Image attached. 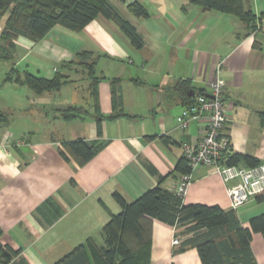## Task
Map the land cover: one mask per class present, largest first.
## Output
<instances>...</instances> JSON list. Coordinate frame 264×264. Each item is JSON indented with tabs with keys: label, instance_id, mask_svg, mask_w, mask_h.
I'll use <instances>...</instances> for the list:
<instances>
[{
	"label": "crops",
	"instance_id": "0c3cea01",
	"mask_svg": "<svg viewBox=\"0 0 264 264\" xmlns=\"http://www.w3.org/2000/svg\"><path fill=\"white\" fill-rule=\"evenodd\" d=\"M135 1L146 7L149 18H138L129 10ZM248 1L259 19L264 0ZM111 2L137 27L144 39L142 49L102 15L79 33L57 26L38 44L18 41L16 63L21 71L52 79L78 52L87 50L102 56L97 70L106 79L99 86L101 126L92 107V115L73 121H65L58 109L51 121L47 110L58 103L53 92L27 97L39 116L36 121L48 123L40 132L42 138L36 136L40 129L20 131L14 122L0 128L1 242L21 250L12 264H53L89 238L101 241L111 215L122 211L116 192L132 202L163 177L164 187L175 192L184 177L174 172L184 157L182 144H197L206 127L204 119L192 120L183 130L178 126L177 117L186 107L184 96L191 90L210 93L218 76L226 82L230 121L225 131L233 152L264 164V129L258 116L264 110V32L229 14L205 12L198 6L186 10L187 0ZM112 78L123 80V110L130 117L108 119L114 111ZM16 93L17 98L26 97L21 88ZM81 102L61 101L65 106ZM76 139L99 149L83 167L61 153L63 141ZM190 178L184 204L232 209L227 189L234 181L225 184L208 166L192 169ZM236 213L250 228V221L264 214V195ZM177 232L154 221L151 264H202L196 248L175 252ZM252 249L257 263L264 264L262 234H253Z\"/></svg>",
	"mask_w": 264,
	"mask_h": 264
},
{
	"label": "trees",
	"instance_id": "16d2710c",
	"mask_svg": "<svg viewBox=\"0 0 264 264\" xmlns=\"http://www.w3.org/2000/svg\"><path fill=\"white\" fill-rule=\"evenodd\" d=\"M188 6H198L205 12L217 11L239 18L243 23L257 30L258 19L248 0H187ZM129 10L138 18H149V12L140 2H133ZM104 16L114 22L137 49L144 47V39L137 27L124 18L111 0H0V60L11 64V70L5 81L29 87L37 95L61 91L66 85L77 84L74 74L88 80L89 99L83 105H67L60 110L65 121L82 119L91 113L101 119L99 86L106 79L98 74L99 54L83 50L74 59L65 63L52 79L38 76L30 71H21L17 67L18 41L20 38L38 44L55 27L79 33L98 16ZM68 70L69 73L61 70ZM74 73V74H73ZM113 113L109 120L130 117L123 110V80L111 81ZM195 96H184L185 105L194 101ZM261 127L264 129V110L258 112ZM12 123L10 114L0 110V128ZM101 134V127L99 129ZM164 142L170 143L168 138ZM95 143L85 139L63 141L61 153L69 161L74 160L80 167L88 164L98 154ZM263 164L250 155L232 152L227 165L256 167ZM176 173L189 175L192 167L185 158H181ZM166 178L138 199L129 202L120 193H114L116 202L122 211L112 214L103 227L99 241L89 238L53 264H151L152 229L154 221L176 228V237L180 244L176 253L196 248L202 264H258L252 249L254 233L264 237V214L250 221V228L242 225L236 210H224L218 206L203 204H184L183 198L176 192L164 187ZM3 231L0 228V264H12L21 255L1 242Z\"/></svg>",
	"mask_w": 264,
	"mask_h": 264
},
{
	"label": "built area",
	"instance_id": "2783aa9c",
	"mask_svg": "<svg viewBox=\"0 0 264 264\" xmlns=\"http://www.w3.org/2000/svg\"><path fill=\"white\" fill-rule=\"evenodd\" d=\"M257 30L264 31V18L258 23ZM225 85V81L218 76L210 87V93L196 94L194 101L178 116L177 122L183 130L192 120L206 121L204 135L197 144H182L184 156L192 169L208 166L213 168L225 184L235 182L233 186L228 187L227 193L232 209L236 210L264 195V164L251 168L227 165L233 150L231 138L225 131L230 121L229 106L225 100ZM190 183V174L184 175L175 192L183 197ZM173 244L179 245L180 240L174 238Z\"/></svg>",
	"mask_w": 264,
	"mask_h": 264
},
{
	"label": "rangeland",
	"instance_id": "374dc122",
	"mask_svg": "<svg viewBox=\"0 0 264 264\" xmlns=\"http://www.w3.org/2000/svg\"><path fill=\"white\" fill-rule=\"evenodd\" d=\"M1 26L2 24L0 22V32H1ZM261 32H264V31L262 30ZM10 67L11 65L8 62H3L0 60V108L11 110V111H8V110H5V111L3 110V111L10 114L12 123L14 122L13 125L14 126L16 125L18 130L26 131V129L29 130L30 128H33V130H35L38 128L40 130L38 133H36V136L37 138H42L43 136L40 132L41 131L44 132V126H46V130L48 129L47 128L48 123L46 122L42 123V122L36 121V120H39V116L35 112V106L32 105L31 102H29L28 100L29 98L27 99V97H29L31 94L33 96H39V95H37L27 86L19 87L13 83L6 82L5 78H6V75L8 74L7 72L9 71V69H11ZM74 78L78 79L77 84L66 85L63 90L59 92L58 91L54 92L55 94L54 99L58 100V103L55 105L53 109L47 110V112L51 114V119H50L51 121L58 114L59 110L57 107L65 105L64 104L65 102L61 103V101H67L73 98L76 101L81 99L83 100V103H85V99L88 96L87 88H88L89 82L88 80H83L82 76H78L76 74H74ZM216 80L212 84H214ZM19 88H21V90H23V93H25L26 95L25 98H22V97L17 98L16 90H18ZM225 88H226V85H225ZM21 105H25V106H21ZM43 121H47V120H43Z\"/></svg>",
	"mask_w": 264,
	"mask_h": 264
},
{
	"label": "water",
	"instance_id": "95a60500",
	"mask_svg": "<svg viewBox=\"0 0 264 264\" xmlns=\"http://www.w3.org/2000/svg\"><path fill=\"white\" fill-rule=\"evenodd\" d=\"M193 95H195V92L193 90H191L189 92V96H193ZM57 108L60 109V110H64L66 108V106L62 105V106H58Z\"/></svg>",
	"mask_w": 264,
	"mask_h": 264
}]
</instances>
